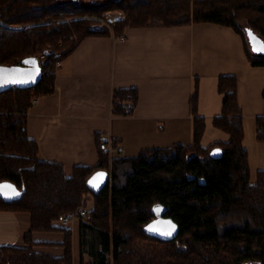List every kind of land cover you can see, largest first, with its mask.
Wrapping results in <instances>:
<instances>
[{
	"label": "trees",
	"instance_id": "trees-1",
	"mask_svg": "<svg viewBox=\"0 0 264 264\" xmlns=\"http://www.w3.org/2000/svg\"><path fill=\"white\" fill-rule=\"evenodd\" d=\"M110 10H121L124 17L110 22ZM192 22L233 28L244 37L251 63L264 66V53L252 52L247 39L249 30L264 38V0H0V63L38 57L43 66L35 86L0 92V182L20 192L13 199L0 196V211L31 215L24 244H0V264H77L73 227L61 219L91 200L88 213L77 219L81 261L88 255L90 264H264V169L253 183L236 75L219 78L223 111L214 125L229 133L226 142L202 144L207 128L202 116L194 119L192 144L146 147L134 156H111L101 148L99 134L98 164L75 165L68 172L64 164L42 159L39 141L28 132L33 98L55 91L58 62L85 38ZM138 97L137 88L115 90L113 113L132 114ZM256 123L264 141V117ZM215 147L222 155H211ZM98 172L109 179L94 186L90 181ZM159 216L179 224L175 238L147 230ZM38 233H60L63 239L38 241ZM139 241L152 243V250L144 254Z\"/></svg>",
	"mask_w": 264,
	"mask_h": 264
},
{
	"label": "crops",
	"instance_id": "crops-1",
	"mask_svg": "<svg viewBox=\"0 0 264 264\" xmlns=\"http://www.w3.org/2000/svg\"><path fill=\"white\" fill-rule=\"evenodd\" d=\"M121 17V10L107 13L110 22ZM123 36L124 40L114 34L85 38L62 61L55 91L40 96L30 108L27 128L39 141L42 159L64 164L68 172L75 165H96L99 134L111 138V156L189 145L196 116L207 122L204 146L226 142L229 133L214 125L223 111L224 94L218 87L222 75L237 76L245 130L249 120L264 117V66L251 63L244 37L233 28L210 22L150 25L128 28ZM247 39L252 52L262 54L253 51ZM131 87L139 92L133 113H113V92ZM70 225L77 254L79 221ZM30 228L28 212L0 211V244H24ZM62 239L60 233L36 234L38 241Z\"/></svg>",
	"mask_w": 264,
	"mask_h": 264
},
{
	"label": "water",
	"instance_id": "water-1",
	"mask_svg": "<svg viewBox=\"0 0 264 264\" xmlns=\"http://www.w3.org/2000/svg\"><path fill=\"white\" fill-rule=\"evenodd\" d=\"M26 61H33L32 63H26ZM0 67L4 69H18L19 72L15 73L16 79L25 82H18V83H7L3 86H0V92L7 90L11 87L18 86L22 88L26 87H33L35 86L43 77V66L40 63L38 57H31L24 60L22 63L17 64H1ZM38 70V71H37ZM34 77V78H33ZM212 156H220L222 155V149L220 147H215L211 151ZM109 179V174L105 172H98L92 179L94 186H101L104 182ZM171 222L172 225L175 226V230L172 232L171 236H165L157 232H153L154 234L163 237L164 239H172L175 238L179 232V224L170 217H157L155 218L151 224L154 222L158 223V226L161 230H165L167 228V222Z\"/></svg>",
	"mask_w": 264,
	"mask_h": 264
},
{
	"label": "rangeland",
	"instance_id": "rangeland-1",
	"mask_svg": "<svg viewBox=\"0 0 264 264\" xmlns=\"http://www.w3.org/2000/svg\"><path fill=\"white\" fill-rule=\"evenodd\" d=\"M102 1L104 0H84V2L87 4H98V3H101ZM212 138L213 137L210 135L209 140H211ZM245 139L246 140L244 143L249 151V165H250V172H251V181L255 183L258 178V171L260 169H264V141L259 140L258 132H257V123L253 119L248 121V124L246 127ZM88 197H91V194H89ZM92 202L93 201L91 200L90 205L85 209L89 211L91 206L93 205ZM138 244L140 245L144 254L152 250L153 245L149 241H139ZM75 256H76L75 260L77 264H81V262L84 264H90L88 255H85L82 261L80 260L79 253H77Z\"/></svg>",
	"mask_w": 264,
	"mask_h": 264
},
{
	"label": "snow or ice",
	"instance_id": "snow-or-ice-1",
	"mask_svg": "<svg viewBox=\"0 0 264 264\" xmlns=\"http://www.w3.org/2000/svg\"><path fill=\"white\" fill-rule=\"evenodd\" d=\"M248 36L250 43L252 45L253 51L264 53V40L255 36L250 30L248 31ZM33 61H26V63H32ZM38 71V70H37ZM19 72L18 69H4L0 67V86H3L7 83H18V82H25L16 79L15 73ZM34 78V77H33ZM90 183H93L90 181ZM20 192L16 189V187L7 182H0V196L4 197L5 199H13L18 197ZM156 212L160 211V208L157 207L155 209ZM148 231L157 232L165 236H171L172 232L175 230V226L171 224V222H167V228L165 230H161L158 226V223L154 222L153 224L147 227Z\"/></svg>",
	"mask_w": 264,
	"mask_h": 264
},
{
	"label": "built area",
	"instance_id": "built-area-1",
	"mask_svg": "<svg viewBox=\"0 0 264 264\" xmlns=\"http://www.w3.org/2000/svg\"><path fill=\"white\" fill-rule=\"evenodd\" d=\"M119 38L124 40L125 36L122 35ZM58 64L62 65V61H59ZM38 101H39V97L33 98L32 105L37 103ZM127 106L130 107V106H132V104L131 103H127ZM261 130L264 133V127ZM99 139H100L101 148L108 149L111 152L112 151V142H111L112 140H111V138H109L107 136H104V135H101L99 137ZM87 213H88L87 209H83L80 212L79 211L78 212H67L62 217L61 222L63 224L69 225L72 222L76 221L81 215H86Z\"/></svg>",
	"mask_w": 264,
	"mask_h": 264
}]
</instances>
